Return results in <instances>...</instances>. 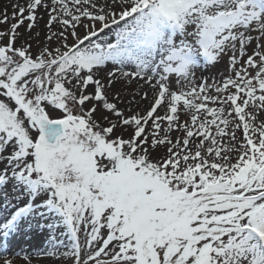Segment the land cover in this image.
Returning a JSON list of instances; mask_svg holds the SVG:
<instances>
[{"label": "snow or ice", "instance_id": "obj_1", "mask_svg": "<svg viewBox=\"0 0 264 264\" xmlns=\"http://www.w3.org/2000/svg\"><path fill=\"white\" fill-rule=\"evenodd\" d=\"M34 262L264 264V0L0 6V264Z\"/></svg>", "mask_w": 264, "mask_h": 264}, {"label": "rangeland", "instance_id": "obj_2", "mask_svg": "<svg viewBox=\"0 0 264 264\" xmlns=\"http://www.w3.org/2000/svg\"><path fill=\"white\" fill-rule=\"evenodd\" d=\"M1 1V0H0ZM42 24H43V22H41V27H42ZM23 240V239H22ZM24 242H26L27 243V245H24V244H22V245H20L21 247H24L26 250H32V244L34 243V242H32V241H27V240H23ZM34 264H35V262H34Z\"/></svg>", "mask_w": 264, "mask_h": 264}, {"label": "bare ground", "instance_id": "obj_3", "mask_svg": "<svg viewBox=\"0 0 264 264\" xmlns=\"http://www.w3.org/2000/svg\"><path fill=\"white\" fill-rule=\"evenodd\" d=\"M10 2H11V0H1V1H0V6H3L5 3H10ZM22 244L27 245V243L24 242V241L21 239V240H20V245H22Z\"/></svg>", "mask_w": 264, "mask_h": 264}]
</instances>
